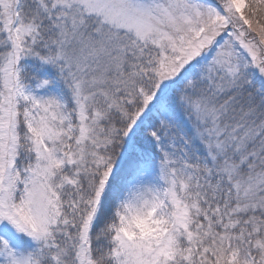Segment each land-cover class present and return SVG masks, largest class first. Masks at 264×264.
Segmentation results:
<instances>
[{"label":"snow or ice","instance_id":"6c2138e0","mask_svg":"<svg viewBox=\"0 0 264 264\" xmlns=\"http://www.w3.org/2000/svg\"><path fill=\"white\" fill-rule=\"evenodd\" d=\"M0 264H264V0H0Z\"/></svg>","mask_w":264,"mask_h":264}]
</instances>
